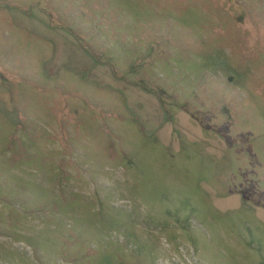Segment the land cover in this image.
<instances>
[{
  "label": "rangeland",
  "instance_id": "1",
  "mask_svg": "<svg viewBox=\"0 0 264 264\" xmlns=\"http://www.w3.org/2000/svg\"><path fill=\"white\" fill-rule=\"evenodd\" d=\"M21 2L77 25L169 120L148 135L145 95L131 111L49 73L54 48L22 30L11 46L3 21L0 264H264V0Z\"/></svg>",
  "mask_w": 264,
  "mask_h": 264
},
{
  "label": "crops",
  "instance_id": "2",
  "mask_svg": "<svg viewBox=\"0 0 264 264\" xmlns=\"http://www.w3.org/2000/svg\"><path fill=\"white\" fill-rule=\"evenodd\" d=\"M9 1L11 0H7L5 3L0 1V25L3 21H7L12 25L11 46L13 41L17 39L16 33L20 30L32 33L42 41V45L46 42L54 48L49 61L45 64L49 73L63 68L82 76L87 82L97 85L96 87L98 88H109L112 92H118L124 96L127 95L128 100H131L132 103L129 104L128 100H126V107L131 111L139 109L137 104L142 98L137 95H145L146 97L142 96L144 97V102L148 103L150 110L147 114L145 113V116L143 115L139 125L142 129L146 128L148 131L153 124L159 123L154 132L145 131L148 135L153 133L159 135L163 131L162 129L167 125L169 119L161 106V100L156 96L157 94L152 93L151 90V92L148 91L143 85L129 81V78L126 79L116 75L109 65L105 63L101 65L102 61L90 49V51L87 50L79 42L81 40L78 37L77 25L67 26L66 28L64 25L54 24L50 15L43 9H34L35 6L33 4H30L29 8L22 4L24 3L21 2L23 0H13L8 3ZM50 4L48 3L47 6ZM52 14L53 17H59L55 13ZM63 22L67 24V19H64ZM73 24L76 23L73 22ZM4 59H6V63L1 65L3 67L2 71L5 69L7 72L12 69L15 70L12 59H8V57L2 58L0 55V62ZM3 87L4 85L0 84V91H3Z\"/></svg>",
  "mask_w": 264,
  "mask_h": 264
}]
</instances>
